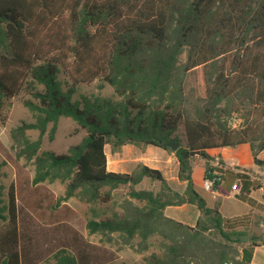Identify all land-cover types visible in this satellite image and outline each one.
Here are the masks:
<instances>
[{
    "label": "trees",
    "instance_id": "1",
    "mask_svg": "<svg viewBox=\"0 0 264 264\" xmlns=\"http://www.w3.org/2000/svg\"><path fill=\"white\" fill-rule=\"evenodd\" d=\"M185 47L188 60L179 70ZM61 72L70 80L66 88ZM190 74L193 96L187 91ZM96 80L122 100L74 101L77 86ZM22 96L29 97L23 104L36 120L16 132H40L24 152L34 158L33 184H67L55 208L75 197L107 205L126 185L132 187L129 198L143 204L128 201L124 213L90 220L91 233L118 235L126 244L139 239L146 248L152 237H162V254L151 255L147 264H251L255 248L264 246L258 237L246 245L247 234L230 230L218 209L208 207L191 167L195 157L208 159V151L245 144L252 146L255 163L263 164L257 156L264 150V0H0V110ZM235 116L243 122L239 127L230 124ZM61 117L72 118L86 137L68 153L38 154L48 126L53 138ZM166 143L180 144L174 155L178 178L187 183L183 195L149 166L135 173L108 171V145L113 153L127 145L172 151ZM216 170L207 167L200 181L214 180V189L226 193L220 184L228 171ZM240 176L236 198L255 207L253 185ZM144 178L167 190H135ZM17 190L13 185L7 204L0 202V264H37L21 229ZM185 204L203 215L194 227L164 214L167 207ZM64 208L66 215L72 212ZM91 247L75 237L50 264H106Z\"/></svg>",
    "mask_w": 264,
    "mask_h": 264
},
{
    "label": "rangeland",
    "instance_id": "2",
    "mask_svg": "<svg viewBox=\"0 0 264 264\" xmlns=\"http://www.w3.org/2000/svg\"><path fill=\"white\" fill-rule=\"evenodd\" d=\"M188 54L189 48L185 47L178 60L177 65L179 70L186 64ZM58 78L63 88H66L70 84L69 78L63 72L60 73ZM187 81V91L193 96L196 90L194 76L190 74ZM82 97L94 100L106 99L112 102H120L122 100L117 96L114 88L102 80H96L91 85L77 86L74 101L80 100ZM26 98L29 97L14 98L8 107L0 110V202L2 205L7 204L11 187L14 185L18 188V207L21 213L20 225L26 235V242L30 245L32 256L38 261L37 264L53 263L52 255L61 251V249H69L73 245V238L75 237L77 239L81 238L83 242L90 244L92 246L90 248L91 251L95 255L99 254L98 256L101 257L102 262L106 264H147L146 259L151 255H161L163 252L162 241L164 239L158 235L152 237L146 248L139 244V239H135L132 244H126L118 235L103 236L93 234L87 227L90 220H100L124 213L123 207L127 206L128 201H132L135 205L143 206V204L129 198V192L132 188L129 185L121 186L115 190L113 192V200L107 205L101 203L88 204L75 197L67 202H63L60 207L55 208L57 201L65 196L67 184L59 180L52 183L33 184L36 173L34 158L33 160H29L24 155V152L27 151L29 145L39 139L40 132L29 130L24 136L16 132V129L24 123H34L36 120L35 114L23 104V100ZM236 117L230 119V124L233 127H239L243 123ZM51 129L52 124L48 126L46 134L42 137V144L38 154L42 151H52L56 154L68 153L72 146L80 144L87 135L85 130L79 129L76 122L68 117H61L59 119L53 138H51L50 134ZM178 136L184 145L186 138L183 127L179 129ZM146 149V146L129 145L128 156L122 155L121 159H115L114 164H120L121 166V170L117 173L139 172L143 165L133 161L140 157L145 158L146 154L137 156L135 153L139 152L141 154L139 150L145 152ZM105 150L109 157L115 154L111 151L109 145L106 146ZM151 152L159 153L160 151L151 147ZM167 153L169 156L174 155L172 151H167ZM207 154L209 155L208 159L195 157L192 160L193 181L210 208H217L223 214L234 211L238 208L236 200L220 196L214 188L209 192L202 186L203 183L200 179H203L207 167L217 169L215 171L217 175H221L219 171L223 169L218 155L210 154L209 152ZM167 169L173 175L175 167L172 168L170 166ZM172 184L175 186V183ZM20 186L25 189L21 193L19 192ZM166 187L163 183L145 178L140 185L133 188L135 190H147L160 194L167 190ZM224 188L228 189L227 186H224ZM37 203H40L41 208L37 207ZM242 204L248 207L247 204ZM64 205H68L72 211L70 214H65ZM176 207L170 206V208L167 207L165 210L168 209V213H173L178 211ZM202 217L203 215L201 214L199 218ZM173 220L189 227H194L197 222L195 221L194 214L187 220L189 222H183L180 219ZM228 225L232 227L230 230L243 231L247 234L246 245H250L252 235L264 236L263 217L257 219L254 226L252 225L251 217L248 215L234 218Z\"/></svg>",
    "mask_w": 264,
    "mask_h": 264
},
{
    "label": "crops",
    "instance_id": "3",
    "mask_svg": "<svg viewBox=\"0 0 264 264\" xmlns=\"http://www.w3.org/2000/svg\"><path fill=\"white\" fill-rule=\"evenodd\" d=\"M128 146L129 145L124 146L121 152L115 153L114 155L112 154L111 157L107 155L108 171L117 173L121 170L120 164H114V162H115V159H121L122 155L125 157L128 156V152H127ZM156 149H158L160 152L159 153L151 152L150 146L147 147L145 152L139 150L141 154H139V152L138 153L136 152L135 155L140 156V155H144L145 153L146 157L145 158L140 157L137 160H134L133 162H136V163L139 162L143 166H149L151 168L162 171L165 177V180H166L165 184L169 186L172 190L183 195L184 192L186 191L187 183L181 182L178 178L179 164L177 162L175 155L169 156L167 151L160 149V148H156ZM208 152L210 154L218 155L219 159L221 160V165L223 167V170L228 171V173L224 174L223 176L224 178L222 180V183L220 184L221 189H223L224 192H226L227 194L221 193L218 190L216 191L218 192L220 196H225L228 199H234L238 202V205H237L238 208L234 211H230V212L223 214L218 209V211L224 217V219L228 223H230V221L233 220L234 218L248 215L249 217H251L253 226L255 225L256 220L261 219V217H263V221H264V150L259 152L257 156L258 159L263 162V164H260V165L255 163L253 152H252V146L250 144L241 145L236 148L216 149V150H211ZM246 158L247 160H245ZM170 166L172 168L175 167L173 171V175H171L167 169ZM240 175L248 176L250 182L253 185V189H252L250 197L256 201L255 207L236 198V195L240 193L242 186H243V180ZM172 183H175V186H173ZM224 186H227L228 189L224 188ZM234 186H237L238 189L234 190L233 189ZM195 188H196V191L202 196L201 192H199L196 185H195ZM242 203L247 204L248 207L243 205ZM176 208L178 211H175L173 213H168L167 211L168 209L165 210V215L168 218L178 219V220L180 219V221H183V222L184 221L186 222L187 220H189L193 214H194L195 221H197L201 215V212L194 205L185 204L182 206H177ZM214 209H217V208H214ZM253 237L254 238L258 237V239L260 240L264 238V236L259 237V236L252 235L251 238ZM260 240H258V243ZM251 264H264V246L263 245H259L255 248V253H254Z\"/></svg>",
    "mask_w": 264,
    "mask_h": 264
},
{
    "label": "built area",
    "instance_id": "4",
    "mask_svg": "<svg viewBox=\"0 0 264 264\" xmlns=\"http://www.w3.org/2000/svg\"><path fill=\"white\" fill-rule=\"evenodd\" d=\"M203 187L207 191H212V189L214 188V180L207 179L204 182ZM233 189L234 190H237L238 187L237 186H234ZM225 264H236V263L234 261H227Z\"/></svg>",
    "mask_w": 264,
    "mask_h": 264
},
{
    "label": "water",
    "instance_id": "5",
    "mask_svg": "<svg viewBox=\"0 0 264 264\" xmlns=\"http://www.w3.org/2000/svg\"><path fill=\"white\" fill-rule=\"evenodd\" d=\"M164 146L170 148L174 153L180 148L178 143H166Z\"/></svg>",
    "mask_w": 264,
    "mask_h": 264
}]
</instances>
